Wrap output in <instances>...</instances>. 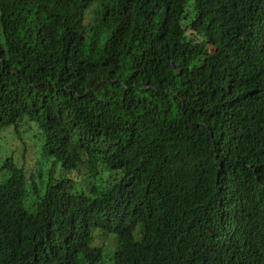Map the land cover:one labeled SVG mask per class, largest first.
<instances>
[{
	"label": "trees",
	"instance_id": "obj_1",
	"mask_svg": "<svg viewBox=\"0 0 264 264\" xmlns=\"http://www.w3.org/2000/svg\"><path fill=\"white\" fill-rule=\"evenodd\" d=\"M27 122L51 167L0 158V264H264V0H0Z\"/></svg>",
	"mask_w": 264,
	"mask_h": 264
},
{
	"label": "rangeland",
	"instance_id": "obj_2",
	"mask_svg": "<svg viewBox=\"0 0 264 264\" xmlns=\"http://www.w3.org/2000/svg\"><path fill=\"white\" fill-rule=\"evenodd\" d=\"M93 16V11H91L87 19L92 20ZM37 134L39 133L36 126L29 122L20 124L17 130L11 127L0 132V158L10 156L13 160L20 161L24 159L27 175L33 174L39 169L44 172V175L47 174L51 165L47 162L43 166L40 161L39 154L43 139L41 135L38 136ZM82 178V185L89 186L90 182L86 180L87 178L85 176H82Z\"/></svg>",
	"mask_w": 264,
	"mask_h": 264
}]
</instances>
